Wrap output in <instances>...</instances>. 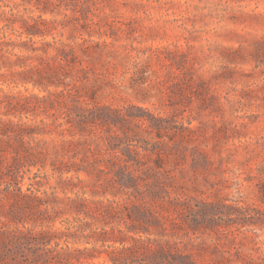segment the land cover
Returning a JSON list of instances; mask_svg holds the SVG:
<instances>
[{
  "label": "rangeland",
  "instance_id": "obj_1",
  "mask_svg": "<svg viewBox=\"0 0 264 264\" xmlns=\"http://www.w3.org/2000/svg\"><path fill=\"white\" fill-rule=\"evenodd\" d=\"M11 10L37 20L48 66L0 67L21 135L1 148L0 228L9 193L59 211L34 231L81 198L95 236L68 246L95 247L89 264H264V0H0V36L24 41Z\"/></svg>",
  "mask_w": 264,
  "mask_h": 264
},
{
  "label": "trees",
  "instance_id": "obj_2",
  "mask_svg": "<svg viewBox=\"0 0 264 264\" xmlns=\"http://www.w3.org/2000/svg\"><path fill=\"white\" fill-rule=\"evenodd\" d=\"M46 10V9H43ZM45 12V11H44ZM8 15L7 22L20 21L23 32L19 33L18 38L22 35L26 36L27 40H15L8 38L4 32L0 36V67L4 66H17L21 68L24 66L27 59L35 60L39 65H47V47L48 43H41L40 47H35V36H42L37 29L36 21L32 16L24 18L22 15L11 11L4 12ZM29 20L34 23L29 24ZM12 21V22H11ZM41 22H44L40 19ZM7 24L2 27L1 30L7 28ZM63 45V43H60ZM30 51L33 55H22L15 53L14 49ZM22 52V51H21ZM40 52V53H37ZM65 51L57 49V53L52 57L53 59L63 60ZM9 57H15L13 62L9 61ZM37 66H28L27 73L36 70ZM18 75L24 77V81L30 82L33 85L40 84L35 78L27 79V74L22 71L17 72ZM4 98L8 99L6 95ZM1 98V97H0ZM1 102V101H0ZM20 126L11 121L4 122L0 119V153L3 146L10 145V139H16L20 133ZM10 148H12L10 146ZM18 161L13 158L9 162V165H15ZM2 162L0 160V167ZM9 215L8 220L13 224L12 229L0 228V250L1 257L10 254L13 255L15 250L24 249L25 246L31 247V259L21 261L18 257L13 256L10 259L11 264H89L95 258H98L95 247L83 248L81 250L72 249L68 246V241L72 238V234H80L82 237L89 238V236H95L92 232L90 235H84L85 230L89 228L91 222L88 219L94 218L97 213L93 207L86 203L84 199L69 198L71 203V212H73V222L60 221V228L44 227L46 224L54 223L59 215L57 209H48L47 200L37 196L35 193H9ZM100 215V213H98ZM70 222V223H69ZM45 224L38 231L32 230L28 225L32 224ZM50 225V224H49ZM75 234V235H76ZM95 240L102 241L103 245L107 242V238L90 237ZM60 240H64V246L60 244ZM108 247V246H107ZM109 256L111 264H116V256L114 253ZM16 255V254H15ZM155 257H159L160 260L166 259V253L163 250H158L153 253Z\"/></svg>",
  "mask_w": 264,
  "mask_h": 264
}]
</instances>
